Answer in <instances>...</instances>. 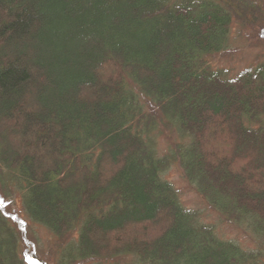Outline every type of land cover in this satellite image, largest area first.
Here are the masks:
<instances>
[{
    "label": "trees",
    "instance_id": "16d2710c",
    "mask_svg": "<svg viewBox=\"0 0 264 264\" xmlns=\"http://www.w3.org/2000/svg\"><path fill=\"white\" fill-rule=\"evenodd\" d=\"M236 24L264 0H0V264H264V63L210 66Z\"/></svg>",
    "mask_w": 264,
    "mask_h": 264
},
{
    "label": "rangeland",
    "instance_id": "374dc122",
    "mask_svg": "<svg viewBox=\"0 0 264 264\" xmlns=\"http://www.w3.org/2000/svg\"><path fill=\"white\" fill-rule=\"evenodd\" d=\"M255 35L256 33L254 34L248 30L242 31L237 24L234 25L228 49L221 55L212 58L210 66L215 70H223L229 78H234L246 69H253L257 67L258 64L264 63V37L263 35L258 34L259 38L252 42L250 38ZM156 140H158V151L162 155L165 154L168 146L167 141L162 137H157ZM164 175L165 179L170 181L178 191L179 197H181L184 206L191 211L195 210L198 212L203 222L215 225L220 238L224 240H233L244 244V246L250 245L251 242L247 239L243 232L236 230L230 225L228 226L219 222L218 217H216L210 208H208L203 199L198 196L195 189L186 182L184 175L177 167L171 168L164 173ZM10 203L13 207L12 214H17L18 216H21V218L26 217L24 216L20 199L18 200L12 196L8 199L7 203L4 204L3 208H6L7 204ZM8 214L10 215L9 212ZM37 231L38 237L43 242V249L45 248L47 250L51 247V245H53L52 238H50L49 234L43 229L39 228ZM32 264L39 263L33 261Z\"/></svg>",
    "mask_w": 264,
    "mask_h": 264
}]
</instances>
